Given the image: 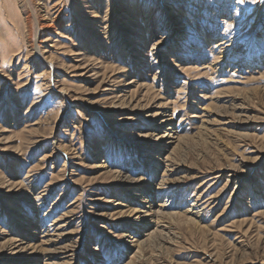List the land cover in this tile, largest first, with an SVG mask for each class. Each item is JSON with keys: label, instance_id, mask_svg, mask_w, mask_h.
<instances>
[{"label": "rangeland", "instance_id": "rangeland-1", "mask_svg": "<svg viewBox=\"0 0 264 264\" xmlns=\"http://www.w3.org/2000/svg\"><path fill=\"white\" fill-rule=\"evenodd\" d=\"M0 264H264V0H0Z\"/></svg>", "mask_w": 264, "mask_h": 264}, {"label": "bare ground", "instance_id": "bare-ground-1", "mask_svg": "<svg viewBox=\"0 0 264 264\" xmlns=\"http://www.w3.org/2000/svg\"><path fill=\"white\" fill-rule=\"evenodd\" d=\"M168 36H171V35H168ZM171 134H172V132H171ZM171 134H169V133H164V135H162V137L165 136L166 139L168 140V139L170 138V137H168V136H171ZM156 139L158 140L159 137H157ZM169 142H170V141H164V140H163V141H161L160 145L156 146V148H158V147H160V146L162 147V143L165 144V143H169ZM164 144H163V145H164ZM146 147H148V146H145V148H146ZM124 180H125V179H124ZM141 212H143V211H141ZM138 217H139V216H137V218H138ZM31 223H32V225H31L32 227H34V226H38V223H36V222H31Z\"/></svg>", "mask_w": 264, "mask_h": 264}]
</instances>
